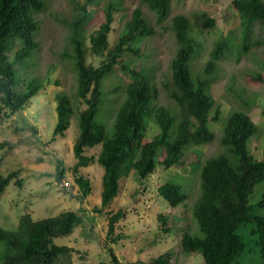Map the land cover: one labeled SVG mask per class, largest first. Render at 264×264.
<instances>
[{
    "label": "trees",
    "instance_id": "1",
    "mask_svg": "<svg viewBox=\"0 0 264 264\" xmlns=\"http://www.w3.org/2000/svg\"><path fill=\"white\" fill-rule=\"evenodd\" d=\"M96 2L85 0L79 14L68 23L71 54L64 56L73 62L78 81L76 96L84 107L79 112V136L73 146L75 182L81 198L86 200L92 192L91 181L78 175L79 170L96 161L104 168L101 208H107L118 196L121 180L131 171L137 173L140 181H145L155 173L158 165L170 170L180 164L191 147L214 140L209 123L219 120L220 110L208 89L219 62L232 43L221 36L215 42L204 76L195 77L191 69L196 48L192 36L194 28L186 16H174L171 30L176 54L171 61L172 75L170 80L166 78L161 83L176 106L168 107L157 103L159 89L153 69L134 66L142 57L140 44L156 34L144 10L138 6L123 16L127 20L116 42L112 43L116 15L124 8V0H109L103 9L104 20L87 46L86 27L93 17L89 7ZM171 3L172 0H142V4L155 13L158 25L169 19ZM233 6L240 17L244 42L241 48L248 51L250 46L246 40L254 23L262 22L264 30V0H234ZM47 7V0H0V103L12 114L21 112L42 89L39 84L30 82L18 90L12 60L25 61L40 48L41 24L36 15L45 12ZM197 18L201 19L198 24L201 30L216 25L206 14ZM253 45H264V37ZM89 56L99 59V65L89 63ZM119 71L126 73L130 80L125 87L126 99L116 112L109 135L105 126L95 119L104 104L103 83L110 79L108 90L111 93L122 89L120 86L111 88ZM258 79L263 80L260 76ZM56 99L59 122L53 141L64 135L68 118L74 114L70 97L59 94ZM257 132L248 114L234 113L225 126L223 137L228 153L206 160L201 168V196L194 205L193 216L202 236L186 232L180 244L186 254L201 252L202 264H242L248 255L257 258L253 264H264V193L257 202H251L255 187L264 183V160L251 155L249 147ZM99 146L98 157L86 155L87 149ZM2 147L3 144L0 150ZM18 176L17 172H12L0 178V194L13 181L21 187L23 182ZM64 176L65 170L58 164L56 181L62 183ZM158 194L172 208L185 204L189 198L181 186L171 182L159 187ZM124 217L122 209L110 215L103 240L112 264H122L110 244L122 239L117 234V225ZM158 220L162 223V231L169 233L166 218L159 215ZM82 225L84 218L78 211H65L41 220L25 214L16 231L0 228V242L5 245L2 264H75L74 255L80 251L58 245L55 240L74 234ZM172 261L173 254L165 252L148 264H172Z\"/></svg>",
    "mask_w": 264,
    "mask_h": 264
},
{
    "label": "rangeland",
    "instance_id": "2",
    "mask_svg": "<svg viewBox=\"0 0 264 264\" xmlns=\"http://www.w3.org/2000/svg\"><path fill=\"white\" fill-rule=\"evenodd\" d=\"M47 1V10L36 15L41 24L38 37L40 48L25 61L12 60L18 90L24 83L30 82L39 84L42 89L16 114L0 103V108L3 107L0 110V145L3 144L0 150V178L17 172L23 182L21 187L15 181L11 182L0 194V228L16 231L20 218L25 214L41 220L59 216L65 211H78L84 218V225L79 226L74 234L55 240L56 244L80 251L74 255L75 264H112L103 240L106 239L110 215L122 209L125 217L117 225V234L122 239L117 244H110L122 264H148L165 252L173 254L172 264H202L201 252L184 253L180 240L186 232L202 236L193 216L194 205L201 196L200 171L206 160L228 153L223 137L231 115L246 113L256 124L258 132L249 147L251 155L264 160V45H253L264 37L262 22L254 23L246 40L250 48L244 51L241 48L244 42L240 17L233 6L234 0H172L169 19L162 25L156 23L155 13L142 4V0H124V8L116 15L112 43L116 42L123 22L127 20L123 16L140 6L156 34L140 44L142 57L134 66L137 69H153V78L159 89V104L176 108L161 86L166 78H171V61L176 54L171 30L174 16H186L194 28L192 36L196 48L191 69L195 77L204 76L215 42L221 36H226L232 47L219 62L208 89L216 108L220 110L219 120L209 123L214 140L191 147L180 164L170 170L158 165L155 173L145 181H140L137 173L131 171L121 180L115 200L109 207L101 208L104 168L96 161L89 167L80 168L78 175L91 181L92 192L86 200L81 198L75 182L73 146L79 136V112L84 107L76 96L78 81L73 62L64 56L71 54L68 23L79 14L85 0ZM108 1L97 0L89 7L93 17L86 27L87 46L104 20L103 9ZM201 14L213 18L215 27L198 28L201 19L197 17ZM88 62L98 66L100 61L89 56ZM109 80L102 85L104 104L95 120L105 126L110 135L116 112L126 99L125 87L130 79L126 73L119 71L111 88L120 86L122 89L115 93L108 90ZM59 94L70 97L74 114L68 118L69 125L64 135L57 136L53 141L59 122L56 99ZM100 149V146L87 149L86 155L98 157ZM58 164L65 170L60 184L56 181ZM168 182L181 186L189 197L178 208H172L158 194L159 187ZM263 193L264 183H261L255 187L251 202H257ZM159 215L166 218L169 233L162 231ZM241 233L244 234V230ZM4 250L5 245L0 242V264ZM83 257L85 260H82ZM256 262L257 258L248 255L242 264Z\"/></svg>",
    "mask_w": 264,
    "mask_h": 264
},
{
    "label": "built area",
    "instance_id": "3",
    "mask_svg": "<svg viewBox=\"0 0 264 264\" xmlns=\"http://www.w3.org/2000/svg\"><path fill=\"white\" fill-rule=\"evenodd\" d=\"M67 185V183H65Z\"/></svg>",
    "mask_w": 264,
    "mask_h": 264
}]
</instances>
